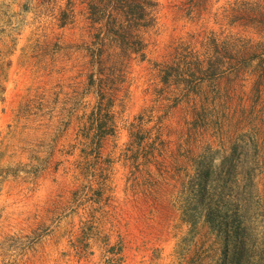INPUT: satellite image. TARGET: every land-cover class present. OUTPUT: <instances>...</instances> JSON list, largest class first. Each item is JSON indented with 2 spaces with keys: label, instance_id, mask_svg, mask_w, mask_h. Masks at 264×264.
Returning <instances> with one entry per match:
<instances>
[{
  "label": "rangeland",
  "instance_id": "obj_1",
  "mask_svg": "<svg viewBox=\"0 0 264 264\" xmlns=\"http://www.w3.org/2000/svg\"><path fill=\"white\" fill-rule=\"evenodd\" d=\"M0 264H264V0H0Z\"/></svg>",
  "mask_w": 264,
  "mask_h": 264
}]
</instances>
